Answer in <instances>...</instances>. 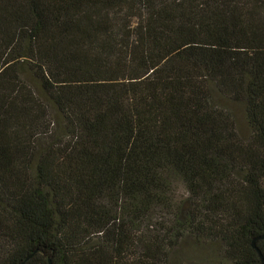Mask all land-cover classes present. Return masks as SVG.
Returning <instances> with one entry per match:
<instances>
[{
    "label": "trees",
    "instance_id": "16d2710c",
    "mask_svg": "<svg viewBox=\"0 0 264 264\" xmlns=\"http://www.w3.org/2000/svg\"><path fill=\"white\" fill-rule=\"evenodd\" d=\"M263 234L264 0H0V264H264Z\"/></svg>",
    "mask_w": 264,
    "mask_h": 264
},
{
    "label": "rangeland",
    "instance_id": "374dc122",
    "mask_svg": "<svg viewBox=\"0 0 264 264\" xmlns=\"http://www.w3.org/2000/svg\"><path fill=\"white\" fill-rule=\"evenodd\" d=\"M236 112H237V118H238V123H239V126L241 128V132L243 134H246L247 133V130H248V127L246 125V122L243 118V115H242V110L240 107H236L235 108ZM188 248H185V250H187Z\"/></svg>",
    "mask_w": 264,
    "mask_h": 264
},
{
    "label": "water",
    "instance_id": "95a60500",
    "mask_svg": "<svg viewBox=\"0 0 264 264\" xmlns=\"http://www.w3.org/2000/svg\"><path fill=\"white\" fill-rule=\"evenodd\" d=\"M257 238L264 239V234L261 235V236H259V237H257ZM257 238H255V239L252 240L251 245H252L253 248H255V249L257 250V252L259 253V256H260V258H261V260H262V262H263L262 255H261V253L259 252V250L257 249V246H256V244H255V240H256Z\"/></svg>",
    "mask_w": 264,
    "mask_h": 264
}]
</instances>
